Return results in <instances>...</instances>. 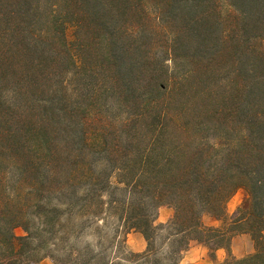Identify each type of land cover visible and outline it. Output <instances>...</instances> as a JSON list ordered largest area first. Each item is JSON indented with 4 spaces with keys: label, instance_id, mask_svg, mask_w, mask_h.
<instances>
[{
    "label": "trees",
    "instance_id": "trees-1",
    "mask_svg": "<svg viewBox=\"0 0 264 264\" xmlns=\"http://www.w3.org/2000/svg\"><path fill=\"white\" fill-rule=\"evenodd\" d=\"M100 213L144 236L131 264H162L159 233L166 264L241 234L255 252L226 264H264V0H0V264L49 257L73 215Z\"/></svg>",
    "mask_w": 264,
    "mask_h": 264
},
{
    "label": "rangeland",
    "instance_id": "rangeland-1",
    "mask_svg": "<svg viewBox=\"0 0 264 264\" xmlns=\"http://www.w3.org/2000/svg\"><path fill=\"white\" fill-rule=\"evenodd\" d=\"M73 32V27L67 28L66 37L68 41L72 40ZM110 181L112 182V186L115 187L116 179L112 177ZM116 187L120 188L122 186L117 184ZM114 194L116 195L117 199L123 197V193L120 191H116ZM103 199L107 200L106 195H103ZM246 199L247 195L245 192H242L240 190L235 192L234 195H232L226 202L225 211L232 210L234 212V210L242 205L246 201ZM159 208L152 211V218L154 219L155 225H159L155 219L156 213ZM170 209L173 215V209ZM100 214L101 215L97 218H91L87 220H85V218L82 216L73 215L71 221L69 222L71 237L68 240L63 241H48V246L44 253L48 254L49 257L45 258H49L52 261L55 260L54 262L56 264H85L84 261L88 258L87 255L82 253L70 254L69 249L71 245L75 249H82L85 245H90L91 249L93 250V254L104 256L105 261H115L122 264H131L130 262L134 261L135 259H133L130 255L134 253H130L127 251L124 245V241L128 233L138 231H126L124 228H122L121 223L115 216H111L108 213ZM64 221L65 216L61 215L60 222L64 224L66 223ZM34 227H39L37 222H35ZM68 228L69 227L67 225H64L63 228L59 230V233H64V231L68 230ZM39 229L42 228L39 227ZM15 234L17 236H26V233L21 228H17L15 230ZM44 237L48 238L49 234L44 233ZM56 243H59V247H54V244L56 245ZM153 243L154 248L155 250H157V252L151 256L150 261L159 260L162 262V264L168 263L166 254L167 248L163 244L162 234H157ZM88 264H94V262H89Z\"/></svg>",
    "mask_w": 264,
    "mask_h": 264
},
{
    "label": "crops",
    "instance_id": "crops-1",
    "mask_svg": "<svg viewBox=\"0 0 264 264\" xmlns=\"http://www.w3.org/2000/svg\"><path fill=\"white\" fill-rule=\"evenodd\" d=\"M239 191V190H238ZM240 191L244 192L240 189ZM233 211H226L231 215ZM172 217L171 209L160 207L156 213V222L165 224ZM203 223L209 227H220L222 222L210 216L203 218ZM124 245L128 252L134 254L143 253L147 243L139 232L128 233ZM255 252V243L250 235L241 234L230 239L227 247L217 246L210 248L209 245L200 242H191L188 249L181 254L180 264H226L232 260H243ZM36 264H56L49 258H43ZM247 264V263H244Z\"/></svg>",
    "mask_w": 264,
    "mask_h": 264
}]
</instances>
